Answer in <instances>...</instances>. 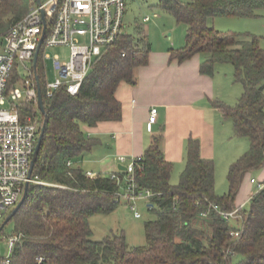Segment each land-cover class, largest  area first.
Returning a JSON list of instances; mask_svg holds the SVG:
<instances>
[{"label":"trees","instance_id":"16d2710c","mask_svg":"<svg viewBox=\"0 0 264 264\" xmlns=\"http://www.w3.org/2000/svg\"><path fill=\"white\" fill-rule=\"evenodd\" d=\"M36 3L0 0V34ZM159 4L187 26L185 44L171 50L172 58L183 62L203 53L202 73L212 74L216 64L229 63L234 80L243 85L235 104L215 103L225 118L233 120L234 134L249 140L247 151L228 168V191L216 192L214 161L201 156L197 139L189 140L186 167L179 182L172 184L173 164L161 148L162 138L155 137L135 170L139 187L156 194L148 207L155 218L145 223L147 244L130 247L123 233L93 240L89 220L117 209L118 185L108 175L88 176L68 162L73 164L97 144L86 135L84 125L122 118L117 88L122 82L136 83L135 69L148 63L150 48L146 43L139 46L130 34L120 36L95 59L75 95L61 87L48 97L37 63L43 109L23 102L18 111L22 119L36 118L43 133L32 157V175L42 183L28 185L24 202L11 217L21 235L11 264H264V187L246 207L236 205L246 175L264 167V48L257 37L222 33L208 22L217 16H256V10L264 9V0H159ZM16 79L14 71L9 88ZM213 205L226 212L239 208L238 216L225 218ZM204 211L207 222L198 225L195 219ZM229 250L234 254L226 259Z\"/></svg>","mask_w":264,"mask_h":264},{"label":"built area","instance_id":"2783aa9c","mask_svg":"<svg viewBox=\"0 0 264 264\" xmlns=\"http://www.w3.org/2000/svg\"><path fill=\"white\" fill-rule=\"evenodd\" d=\"M125 0H47L34 5L24 18L12 24L0 34V220L17 206L24 195L26 186L36 182L32 175L31 162L38 138L39 122L32 116L21 118L18 111L20 103L33 102L38 105V88L36 85V67L34 57L38 60L42 48L68 47L69 58L61 61L59 56L53 60L57 77L45 84V92L51 97L55 90L65 87L67 92L75 95L79 92L84 79L92 69L95 59L103 50L113 45L124 34ZM150 17H145L149 21ZM49 55H44V59ZM30 64V65H28ZM23 65L28 72L22 87L18 82L9 88L14 71ZM157 108L150 110V124L156 122ZM142 156H118L126 170L112 172L108 177L116 182L118 190L115 196L126 200L136 217H141L136 203L145 200L148 206L156 194L150 189L139 187L135 170ZM71 166L72 162L69 161ZM88 176H94L86 172ZM254 183L256 180L251 179ZM264 185L260 184L258 190ZM225 217H237L239 208L221 211ZM208 212H201L199 218L205 219ZM231 235L239 236L238 231ZM21 235L9 236L6 241L7 253L0 249V264H11V255L20 241ZM227 251L226 259L233 255ZM39 262L43 257L37 258ZM227 264V263H219Z\"/></svg>","mask_w":264,"mask_h":264},{"label":"crops","instance_id":"0c3cea01","mask_svg":"<svg viewBox=\"0 0 264 264\" xmlns=\"http://www.w3.org/2000/svg\"><path fill=\"white\" fill-rule=\"evenodd\" d=\"M172 49H150L148 63L135 69L136 83H120L116 91L122 106L120 120L101 121L93 127L83 126L88 137L97 139V144L85 152L92 157L95 165L86 169L81 167L85 172L106 176L116 172L120 170L119 166H124L118 156H143L155 137L162 138L161 148L166 159L173 164L172 184L179 182L186 167L190 139L199 141L203 158L214 161L215 185L218 158L229 168L239 157L240 153L238 156L235 153L232 155V151L223 147V139L228 137L233 126L230 128L229 122H226L229 119L215 105L216 102L229 105L237 102L232 103L233 97L227 94L233 87L232 83L217 80V64L212 74L202 73L205 54L197 53L180 62L172 58ZM153 107L158 110L157 118L155 123L150 124V110ZM85 154L81 157H84L83 162ZM81 158L72 165L78 166L76 164ZM173 177L177 183H174ZM260 177L261 182L252 177L256 180L254 184L264 185V170ZM247 179L246 175L236 198V205L240 207H246L252 197H246ZM195 220L198 225L207 222L206 218L198 217Z\"/></svg>","mask_w":264,"mask_h":264},{"label":"rangeland","instance_id":"374dc122","mask_svg":"<svg viewBox=\"0 0 264 264\" xmlns=\"http://www.w3.org/2000/svg\"><path fill=\"white\" fill-rule=\"evenodd\" d=\"M45 2L47 0H40ZM126 10L124 16V34L132 35L139 46L146 43L150 49L162 50L168 48H179L184 45L187 26L185 23H180L176 20L173 14L163 9L159 0H125ZM39 4V0L37 3ZM31 9V8H30ZM256 16L241 17V16H217L208 19L210 25L222 33L241 34L245 37H257L259 44L264 48V9L256 10ZM149 16L150 20L145 21V17ZM123 34V35H124ZM49 55L44 59V55ZM70 50L68 47H49L42 48L39 56V68L43 74L45 84L53 82L57 77V72L54 68L53 60L55 56H59L61 61H66L69 58ZM30 65V64H28ZM217 80L222 79L223 82H230L233 89L228 90V97H233L232 103L238 101L243 92V85L234 80V68L229 63H219L216 65ZM17 86L22 87V80L28 77V72L23 65L17 69ZM45 88V85H44ZM235 90V91H234ZM234 91V92H233ZM230 128L233 126V120L229 119ZM232 131V132H231ZM228 137L223 139L224 148L232 151V155L240 153L242 155L249 148V140L243 136H236L232 127ZM222 144V145H223ZM85 154V153H84ZM83 154V155H84ZM86 155V154H85ZM239 155V156H240ZM238 158V157H236ZM235 158V159H236ZM76 164L83 169L90 168L95 165L94 160L90 155L85 156V162L82 160ZM264 168L253 170L247 174L248 179L245 185H248L246 197H251L258 189V183L250 182V178L254 177L257 182H261L260 174ZM228 166L222 163L218 158L216 188L218 194H223L228 191L227 182ZM263 179V178H262ZM35 183H42L40 179H36ZM174 183H177L173 177ZM178 181V179H177ZM137 211L141 217H136L134 211L130 208L129 203L122 199L116 210L109 214H97L90 218V225L93 230V240H102L105 237L118 235L123 233L130 247L144 246L147 244L145 233V223L155 218V215L148 209V204L145 200H139L136 203ZM14 210L0 220V227ZM15 220H9L2 231H0V249L3 254L7 253L6 241L9 236L17 234ZM239 257H235L237 261Z\"/></svg>","mask_w":264,"mask_h":264},{"label":"water","instance_id":"95a60500","mask_svg":"<svg viewBox=\"0 0 264 264\" xmlns=\"http://www.w3.org/2000/svg\"><path fill=\"white\" fill-rule=\"evenodd\" d=\"M37 60H38V52H36L35 54V57H34V65L36 66L37 65ZM38 106L43 109V101H42V94H41V91L40 89H38ZM42 136H43V133L40 134L39 138H38V142H37V145H36V149H35V153L38 152L39 148H40V145H41V141H42ZM33 166H34V159L32 160L31 162V171L33 170ZM119 169L121 171H124L126 170V167L125 166H119ZM27 189H28V185L26 186V189H25V192H24V195L23 197L21 198L20 202L17 204V206L14 208V210L11 212V214L8 216V218L5 220L4 224L0 227V230L4 227V225L11 219V217L17 212V210L20 208V206L22 205V203L24 202L25 200V197H26V193H27Z\"/></svg>","mask_w":264,"mask_h":264}]
</instances>
